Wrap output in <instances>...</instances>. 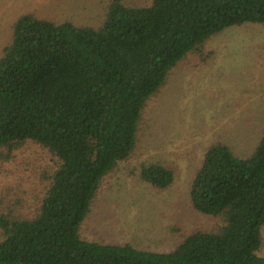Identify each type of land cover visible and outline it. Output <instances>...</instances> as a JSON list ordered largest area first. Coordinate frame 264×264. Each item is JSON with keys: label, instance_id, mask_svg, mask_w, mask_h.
<instances>
[{"label": "trees", "instance_id": "obj_1", "mask_svg": "<svg viewBox=\"0 0 264 264\" xmlns=\"http://www.w3.org/2000/svg\"><path fill=\"white\" fill-rule=\"evenodd\" d=\"M246 23L264 26V0H111L98 28L21 15L0 57V148L32 142L55 163L38 215L0 219V264H264V132L249 158L216 144L195 172L191 206L221 217L217 231L195 230L172 252L80 233L104 178L135 151L145 106L171 71ZM140 177L163 190L174 171L144 164Z\"/></svg>", "mask_w": 264, "mask_h": 264}, {"label": "rangeland", "instance_id": "obj_2", "mask_svg": "<svg viewBox=\"0 0 264 264\" xmlns=\"http://www.w3.org/2000/svg\"><path fill=\"white\" fill-rule=\"evenodd\" d=\"M122 1L132 6L150 3ZM110 2L0 0V57L21 15L34 13L57 23L98 28ZM201 47L203 53L187 55L147 102L136 149L100 184L82 238L172 252L193 231H217L223 225L221 217L192 208L189 190L211 146L223 144L238 157L249 158L263 135L264 26L230 27ZM54 163L48 151L32 142L0 148V219L38 215ZM151 163L174 171L170 187L158 189L141 179V167ZM257 254L264 257V228Z\"/></svg>", "mask_w": 264, "mask_h": 264}]
</instances>
